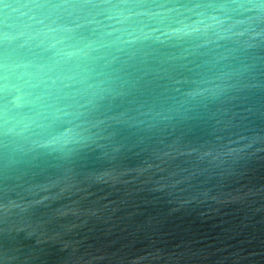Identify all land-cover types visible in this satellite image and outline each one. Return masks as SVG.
Instances as JSON below:
<instances>
[{
	"label": "water",
	"instance_id": "water-1",
	"mask_svg": "<svg viewBox=\"0 0 264 264\" xmlns=\"http://www.w3.org/2000/svg\"><path fill=\"white\" fill-rule=\"evenodd\" d=\"M0 264H264V0H0Z\"/></svg>",
	"mask_w": 264,
	"mask_h": 264
}]
</instances>
